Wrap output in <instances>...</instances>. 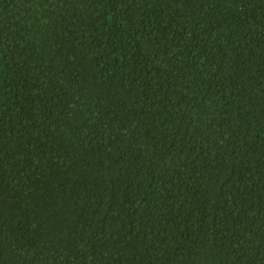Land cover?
<instances>
[{
    "label": "trees",
    "instance_id": "obj_1",
    "mask_svg": "<svg viewBox=\"0 0 264 264\" xmlns=\"http://www.w3.org/2000/svg\"><path fill=\"white\" fill-rule=\"evenodd\" d=\"M0 264H264V0H0Z\"/></svg>",
    "mask_w": 264,
    "mask_h": 264
}]
</instances>
